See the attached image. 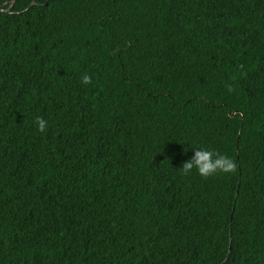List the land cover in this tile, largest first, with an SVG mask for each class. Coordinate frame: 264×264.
I'll return each instance as SVG.
<instances>
[{
	"label": "trees",
	"instance_id": "trees-1",
	"mask_svg": "<svg viewBox=\"0 0 264 264\" xmlns=\"http://www.w3.org/2000/svg\"><path fill=\"white\" fill-rule=\"evenodd\" d=\"M0 264H264V0H0Z\"/></svg>",
	"mask_w": 264,
	"mask_h": 264
},
{
	"label": "clouds",
	"instance_id": "clouds-1",
	"mask_svg": "<svg viewBox=\"0 0 264 264\" xmlns=\"http://www.w3.org/2000/svg\"><path fill=\"white\" fill-rule=\"evenodd\" d=\"M82 83L84 85L92 84V76L88 74L83 75ZM35 123L41 133L47 130V121L42 117H36ZM193 150V157L179 168L183 175H191L195 170L200 177L207 179L219 174H233L237 169L236 161L227 154H221L218 151L205 147H199Z\"/></svg>",
	"mask_w": 264,
	"mask_h": 264
}]
</instances>
